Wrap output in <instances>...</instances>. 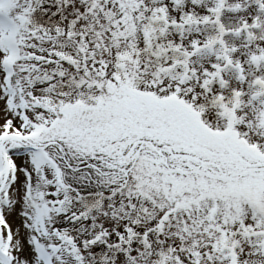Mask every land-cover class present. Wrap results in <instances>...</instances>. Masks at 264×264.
Listing matches in <instances>:
<instances>
[{"label":"snow or ice","instance_id":"6c2138e0","mask_svg":"<svg viewBox=\"0 0 264 264\" xmlns=\"http://www.w3.org/2000/svg\"><path fill=\"white\" fill-rule=\"evenodd\" d=\"M0 264H264V0H0Z\"/></svg>","mask_w":264,"mask_h":264}]
</instances>
